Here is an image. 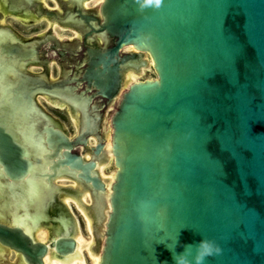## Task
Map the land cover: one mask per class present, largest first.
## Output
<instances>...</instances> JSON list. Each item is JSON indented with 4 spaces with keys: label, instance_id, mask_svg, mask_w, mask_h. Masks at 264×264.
Listing matches in <instances>:
<instances>
[{
    "label": "water",
    "instance_id": "water-1",
    "mask_svg": "<svg viewBox=\"0 0 264 264\" xmlns=\"http://www.w3.org/2000/svg\"><path fill=\"white\" fill-rule=\"evenodd\" d=\"M57 1L70 19L96 25L73 22L85 46L76 87L86 82L107 104L118 101L110 117V185L96 168L105 128L95 156L59 154L69 161L56 173L91 186L89 207L103 226L95 235L98 264H174L173 250L193 245L194 254L202 237L222 249L204 264H264V0H102L98 11ZM145 54L157 77L121 90L127 67L148 65ZM84 129L74 148L87 145ZM60 146L71 148L65 138ZM5 161L14 178L19 159L8 154ZM88 166L95 184L83 177ZM0 242L39 264L48 250L3 227ZM52 246L66 256L76 240L63 234Z\"/></svg>",
    "mask_w": 264,
    "mask_h": 264
},
{
    "label": "flooded vegetation",
    "instance_id": "flooded-vegetation-1",
    "mask_svg": "<svg viewBox=\"0 0 264 264\" xmlns=\"http://www.w3.org/2000/svg\"><path fill=\"white\" fill-rule=\"evenodd\" d=\"M33 1L0 0V142L8 146L9 138H16L15 127L18 126V141L24 144L26 140V146L31 150L29 154L31 169L18 182L9 176L6 161L0 163L3 167V171H0V180L13 185L20 184L25 188L22 196L20 194L18 199L11 200L8 187H0V227L19 231L24 238L34 243L39 240L44 242L48 246L47 252H50V257L48 261L44 259L46 252L41 257V264H56L58 260L73 264L76 260L83 259L81 253L79 255V253L71 252L73 254H67L69 255L67 258L58 259L54 255H62L56 253L52 244L63 234L77 240L74 213L70 212L68 204L64 201V197L67 196L73 197L69 203L75 205V200L84 211L91 234L94 231L98 235L102 232L103 226L96 220L93 209L87 208L91 199H83V195L87 194L88 190L83 189V186L74 183L71 179L59 180L56 177L58 170L51 172L49 184L53 200L44 202V216L37 217V211L41 206H37L34 200L35 189L30 186L26 187L25 184L38 172L40 174L45 169L50 171L46 165L42 167L43 169L41 168L42 165L38 164L39 159L36 156L43 158L46 154L56 156L57 154H72L74 151L83 155L88 152L95 156L96 149L103 144L99 139L103 133L100 120L102 121L104 111L111 102L107 104L106 99L97 94L95 88L87 91L86 82H81L80 86L76 87L75 66L84 58L85 46L79 32V36L73 37L74 20L70 19L67 14L68 7H61L64 11L61 13L55 8L44 6L43 3H46V0ZM55 1L59 4L57 0ZM86 2L87 0L76 1L78 5L83 6ZM67 3L70 4L71 0ZM90 10L95 11V9ZM54 13L58 16L55 17ZM96 38L103 40L98 34ZM131 50H134L133 46L126 47L121 54L126 55ZM150 63L152 64V61ZM141 65L139 63L138 68L127 67L124 74H127L131 81L138 80V77L132 74L140 71ZM84 67L85 65L82 66ZM82 75L81 70L76 72L77 77L80 78ZM75 94L87 97L89 102L87 109L84 103L75 107ZM88 97L91 99L89 100ZM82 107L85 108L87 116L91 117L90 127L94 126L95 129L98 127L94 133L87 132L83 128L87 125V118H85L86 113H83ZM30 124L37 127L44 140L45 151H35L36 144L33 140L35 135H31L24 128ZM74 125L77 126L75 134H73ZM82 129L84 131L81 138L87 140V145L79 144L74 148V138L80 135ZM47 137L50 140L49 146L46 143ZM64 138L71 144V148L63 146L58 148L59 142ZM106 150L108 148L105 144V151L102 150L100 153L104 155L96 158V168L99 173L101 164L108 161L105 157ZM5 153L15 154V151L9 152V147H6ZM90 155L86 157L90 158ZM112 179L110 177L111 181ZM58 185L64 189L58 190ZM87 197L89 198L88 194ZM26 213L29 214L26 215ZM37 232L41 233L42 238L37 236ZM90 248L94 251L93 245ZM10 254L12 258H16L15 261L12 262L9 258ZM0 255L2 256H0V264H39L29 260L28 256L11 248L7 243L0 242ZM58 264L62 263L58 262Z\"/></svg>",
    "mask_w": 264,
    "mask_h": 264
},
{
    "label": "rangeland",
    "instance_id": "rangeland-1",
    "mask_svg": "<svg viewBox=\"0 0 264 264\" xmlns=\"http://www.w3.org/2000/svg\"><path fill=\"white\" fill-rule=\"evenodd\" d=\"M99 1L100 0H87L84 7L86 9H92V10L95 9L98 11V2ZM43 5L48 7V8H55L61 13L64 12L62 8H58V4L56 3L55 0H46V3H43ZM69 7H71V4H69ZM75 14L76 13H73V15H75ZM74 22H81L85 26V28H89L91 25H93L94 28L96 27L94 20H91L90 22H88V23H90V25H88V24L86 25L84 22V19L79 18V17H74ZM76 31L77 32H75V30H74L73 37L79 36L78 35L79 30H76ZM143 58L148 60V65L146 67L142 66L140 68V70L142 72H137V73H134L132 75H136L138 77V80L146 79V78H151V79L156 78L157 75H156L155 70L152 67V64L150 63V61H151L150 57L148 56V54H145L143 56ZM4 62H6V60H4ZM75 67H76L75 68L76 71H75L74 79L76 78V72L79 71V66L76 65ZM125 75L126 76L124 79V84H123V87L121 90L125 89L129 85V83L132 82V81L127 82L129 80L128 75L127 74H125ZM86 98L87 97L82 95V94H75L74 101L75 102L78 101L79 104L84 103V106L87 109V106H88L87 103H89V102ZM117 98H118V96H117ZM117 103H118V101L114 100L113 102H111L107 106V108L104 111L103 122L105 124L103 125L102 128H105L104 136L106 138L105 144H106L107 148H108L109 141H110V129H111L110 128V117L112 116L115 108L117 107ZM85 108L82 107V110L84 111L83 113H86ZM85 116H86L85 118H87L86 119L87 125H90L91 124L90 123L91 117L87 116V113ZM24 128H25V131L27 130V132L30 133L31 135H33V134L35 135V137L33 138V140H35L34 142L36 144L35 145V148H36L35 151H38V152L45 151V147L43 144L44 140L42 139L41 135L39 134L37 127L34 124H30V125H26ZM15 129H16L15 135H16L17 139L15 137H10L9 141H8V146L5 143L0 142V163L5 161V158H7L8 154L5 153L6 147H9L10 150L15 151L16 159L17 160L19 159V161H18V164L15 165L14 169H12L11 175L14 177L12 179L16 180V182H18L19 180H21L23 178V176H25L26 172H28V170L31 169V161L29 158V154H31V150L26 146V144H27L26 140L24 141V144H22L20 141H18V136H17V134L19 132L18 126H16ZM76 131H77V126L74 125L73 126V134H75ZM46 143L48 146L50 145V140H48V137H47ZM21 152L23 154H21ZM84 155L88 157L90 154H88V152H87ZM36 158L39 159L38 164L42 165L41 168L42 167L44 168V165H46L49 167L50 171H47L45 169L42 172V169H43L42 168L41 169L42 173L39 174V172H38V174L35 177L31 178V180L28 179L25 185H26V187L30 186L31 188L33 187L35 189L34 200L37 202L36 203L37 206H41L39 211H37L36 215H37V217H41V216H44V213H43L44 202H50L51 200H53V196L51 197V195H50V192H51L50 189L51 188H50V184H49V175L51 174V172L53 173V172H56V170L64 169V167H65L67 161H69V159L66 156L60 157L59 154H57L56 156L54 154H52V155L46 154L45 157H43V158L40 156H36ZM51 161H52V164H51ZM100 170H101V174L103 177L110 178L111 175L113 174V172L115 171V167L111 163V161L108 160L107 162H104L103 164H101ZM0 176H1V174H0ZM83 177H84L85 181L89 180L94 184L96 182L95 181L96 177L91 172L89 166L85 167L83 169ZM58 179L62 180L64 178H58ZM74 183H76V182H74ZM110 183H111V180L109 179L107 181V185H109ZM59 184L61 185L60 181H59ZM0 187L1 188L8 187L11 200L18 199L20 194L22 196L23 191H25V188H23V186H21L20 184H18V185L14 184L13 185L11 183L2 182L1 180H0ZM87 194L83 195V199H87V200L90 199L88 197L86 198ZM72 198L73 197H71V196L64 197V201L68 204L70 212L72 214L74 213V221H75V223H77V232L75 234V237L77 238L78 245L80 246L79 252L83 256V259L81 258L79 260H76V262L73 264H96V260L99 259V256H100V251L94 252L90 248L92 245L96 246V242L93 240L94 238H93V234H91V230L87 227L88 219H87L84 211L82 210V208L76 203L75 200H74L75 205H74V203L73 204L69 203ZM87 204H88V202H87ZM98 207H99V205H98ZM98 212H99V208L96 209V214ZM28 214L29 213H26V215H28ZM40 235H41V233L37 232V236L39 238L41 237ZM45 240L46 239H44V241ZM9 258H11L12 262L15 261L14 259H16L15 257L12 258V254H10ZM44 259L46 261H48L49 255H45ZM11 260H9V261H11ZM56 264H58V262Z\"/></svg>",
    "mask_w": 264,
    "mask_h": 264
},
{
    "label": "clouds",
    "instance_id": "clouds-1",
    "mask_svg": "<svg viewBox=\"0 0 264 264\" xmlns=\"http://www.w3.org/2000/svg\"><path fill=\"white\" fill-rule=\"evenodd\" d=\"M147 2H152V0H147ZM160 0H155V3L159 5ZM163 227L161 226V229ZM175 243L172 247H167L169 249H174ZM195 252L193 254V245H186L184 251L177 254L174 250L172 251V257L174 264H204L206 258L213 255H218L222 251L219 244L214 240L202 237L200 241L194 245ZM191 255V259L189 256Z\"/></svg>",
    "mask_w": 264,
    "mask_h": 264
},
{
    "label": "bare ground",
    "instance_id": "bare-ground-1",
    "mask_svg": "<svg viewBox=\"0 0 264 264\" xmlns=\"http://www.w3.org/2000/svg\"><path fill=\"white\" fill-rule=\"evenodd\" d=\"M21 1V0H20ZM25 1H27V2H34L33 0H25ZM76 1L77 0H71V5L73 4V3H76ZM102 0H100L99 2H98V4L101 2ZM58 4V3H57ZM77 4V3H76ZM58 7L59 8H61L60 6H59V4H58ZM72 20H74V18H71ZM102 38H103V40H105L104 39V36H102ZM142 64V63H141ZM141 66H143V65H141ZM141 68V67H140ZM138 72H141V70L139 71L138 70ZM137 73V72H136ZM124 76H126L125 74H124ZM129 81H131V79H129L127 82H129ZM133 82V81H132ZM132 82H130V83H132ZM129 83V84H130ZM105 157H106V159H108V160H110L111 162H112V154H111V139H110V142H109V145H108V150H106V154H105ZM100 175H101V177H103L102 176V174H101V172L99 173ZM114 175H115V172H114ZM104 179H105V177H103ZM111 178H113L114 179V177H113V175H111ZM110 178H108L107 180H105L106 181V185H107V181L109 180ZM113 179H112V181H113ZM111 181V182H112ZM77 184V183H76ZM110 185V184H109ZM109 185H107V186H109ZM82 186V185H81ZM88 187H89V189H88ZM86 188H87V190H88V196H89V198L91 197V192H90V190H91V186H86ZM77 202H79V201H77ZM91 203H92V199H91V202H90V205L89 206H91ZM78 204V203H77ZM89 206L87 207V208H89ZM93 209V208H92ZM93 213H94V210H93ZM93 235H94V240H95V235H98L97 233H96V231H94L93 232ZM99 236V235H98ZM39 241H41V240H39ZM74 252H76V253H79V255H80V252H79V246H78V241L76 240V250L74 251ZM73 252V253H74ZM73 253H71V254H73ZM46 255H49V257H50V252L48 253H46ZM1 256V255H0ZM56 258L58 257V259L59 258H61V259H65V258H67V256H69V255H66V256H58V255H54ZM2 257V256H1ZM68 260V259H67ZM99 260H100V256H99ZM99 260H98V262H99ZM44 262H45V260H44ZM58 262H60V263H62V264H66V263H64L63 262V260H58ZM98 262H97V264H98ZM68 264V263H67Z\"/></svg>",
    "mask_w": 264,
    "mask_h": 264
},
{
    "label": "snow or ice",
    "instance_id": "snow-or-ice-1",
    "mask_svg": "<svg viewBox=\"0 0 264 264\" xmlns=\"http://www.w3.org/2000/svg\"><path fill=\"white\" fill-rule=\"evenodd\" d=\"M0 171H3V167H2V165H0Z\"/></svg>",
    "mask_w": 264,
    "mask_h": 264
}]
</instances>
